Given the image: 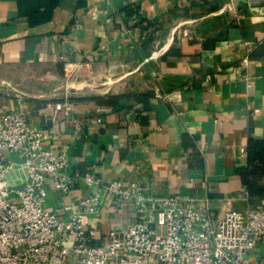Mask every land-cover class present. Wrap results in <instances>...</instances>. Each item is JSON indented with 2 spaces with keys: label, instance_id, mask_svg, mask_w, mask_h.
<instances>
[{
  "label": "crops",
  "instance_id": "crops-1",
  "mask_svg": "<svg viewBox=\"0 0 264 264\" xmlns=\"http://www.w3.org/2000/svg\"><path fill=\"white\" fill-rule=\"evenodd\" d=\"M0 61L54 65L58 75L65 67L75 77L150 76L103 103L57 101L32 111L0 97V111L25 106L33 123L61 133L49 144L67 150L74 192L64 195L50 179L49 207L64 212L66 201L88 195L84 175L95 171L104 181H137L151 194L177 192L215 218L231 206L264 208V176L249 192L238 171L243 148L264 139V0H61L51 20L35 26L17 0H0ZM86 61L90 67H78ZM17 175L24 179L14 169V182ZM134 220L110 195L100 219H87L99 243ZM247 263L264 264V234Z\"/></svg>",
  "mask_w": 264,
  "mask_h": 264
},
{
  "label": "built area",
  "instance_id": "built-area-1",
  "mask_svg": "<svg viewBox=\"0 0 264 264\" xmlns=\"http://www.w3.org/2000/svg\"><path fill=\"white\" fill-rule=\"evenodd\" d=\"M60 138L56 127L33 123L25 106L0 111V264H248L264 234V208L231 206L215 218L177 192L151 194L137 181H104L95 171L84 175L88 195L66 201L64 212L49 207L50 179L64 195L74 192L67 150L49 144ZM14 169L23 180H12ZM109 195L117 211L128 207L136 220L99 243L87 219H100Z\"/></svg>",
  "mask_w": 264,
  "mask_h": 264
},
{
  "label": "rangeland",
  "instance_id": "rangeland-1",
  "mask_svg": "<svg viewBox=\"0 0 264 264\" xmlns=\"http://www.w3.org/2000/svg\"><path fill=\"white\" fill-rule=\"evenodd\" d=\"M67 71L64 67L63 74L58 75L54 65L0 61V97L19 98L32 111L39 105L52 107L57 101L71 107L77 99L90 103L93 97L131 93L150 79L145 70L121 79L108 74L90 78L87 73L75 77Z\"/></svg>",
  "mask_w": 264,
  "mask_h": 264
},
{
  "label": "trees",
  "instance_id": "trees-1",
  "mask_svg": "<svg viewBox=\"0 0 264 264\" xmlns=\"http://www.w3.org/2000/svg\"><path fill=\"white\" fill-rule=\"evenodd\" d=\"M19 13L28 18L32 26L50 21L54 10L61 0H17ZM116 95L110 96L113 99ZM103 96L93 97L103 103ZM109 97V96H108ZM246 163L238 168L243 183L249 192L258 187L260 179L264 176V139L249 141Z\"/></svg>",
  "mask_w": 264,
  "mask_h": 264
},
{
  "label": "bare ground",
  "instance_id": "bare-ground-1",
  "mask_svg": "<svg viewBox=\"0 0 264 264\" xmlns=\"http://www.w3.org/2000/svg\"><path fill=\"white\" fill-rule=\"evenodd\" d=\"M167 47V46H166Z\"/></svg>",
  "mask_w": 264,
  "mask_h": 264
}]
</instances>
